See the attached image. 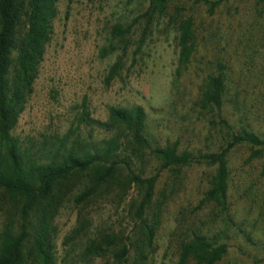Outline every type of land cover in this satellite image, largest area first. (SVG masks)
I'll list each match as a JSON object with an SVG mask.
<instances>
[{"label":"rangeland","instance_id":"obj_1","mask_svg":"<svg viewBox=\"0 0 264 264\" xmlns=\"http://www.w3.org/2000/svg\"><path fill=\"white\" fill-rule=\"evenodd\" d=\"M148 6L147 0H57L50 39L13 131L22 144L31 142L46 151L53 147L50 142L65 137L67 148L74 143L84 149L100 146L121 131H103L95 125L110 122L108 109L140 106L152 145L176 141L178 149L194 156L211 151L215 145L208 139L209 127L194 103L202 78L216 73L219 64L228 89L223 118L234 127L240 121L264 134V7H256L254 0H228L208 13L205 5L193 0H173L161 15L148 16ZM176 14L190 17L195 38L190 63L179 76L176 33L170 23ZM115 24L131 25L129 33L112 37ZM19 30L23 31L22 24ZM130 151L116 159L127 160ZM248 155L244 147L230 153L227 217L249 241L227 232V253L218 264H264V154L250 162ZM129 169L143 182L155 178L151 207L161 193L165 197L149 264H176L174 233L179 221L181 225L184 221L181 229L192 223L208 235L220 228L211 221V207L199 205L209 174L204 164L173 174L143 153ZM86 184L85 175H73L66 182L52 221L54 264H112L108 256L80 262L85 239L113 233L125 242L135 232V208L145 183L131 186L122 200L113 184H105L88 202L75 203L73 196ZM10 207V199L0 193V230Z\"/></svg>","mask_w":264,"mask_h":264},{"label":"trees","instance_id":"obj_2","mask_svg":"<svg viewBox=\"0 0 264 264\" xmlns=\"http://www.w3.org/2000/svg\"><path fill=\"white\" fill-rule=\"evenodd\" d=\"M172 1L147 0V15H161ZM226 1L193 0L205 5L208 13ZM56 2L0 0V193L11 201V207L2 217L0 264H54L52 221L64 199L66 182L73 175H85L88 183L73 196L77 204L88 202L94 196V190L105 184H113L117 198L122 200L131 186L145 183V193L135 208L137 223L132 238L121 242L113 233L88 237L78 255L79 261L89 262L108 256L112 264H147L156 251V233L165 197L161 193L160 199L151 207L155 178L143 182L129 169L132 161L143 153H148L162 169L171 170L173 174L192 164L202 163L209 169L199 205L211 207V221L218 222L220 228L208 235L192 223L181 229L184 221L182 225L179 221L174 245L176 264H218L227 253V232L231 230L249 241L243 230L227 217L230 153L236 147L247 148V162L260 159L264 154V134H256L240 121L241 124L234 127L223 118L222 104L228 92L223 66L217 65L216 73L202 78L194 103L197 114L209 127L208 139L215 145L211 151L194 156L186 149H178L176 141L152 145L145 113L140 106L108 109L110 122H96L95 125L103 131L114 128L121 131L102 141L100 146L87 145L84 149L74 143L67 148L65 137L50 142L53 147H43L46 151L31 142L24 145L13 131L32 92L38 65L50 39ZM254 2L256 7H264V0ZM170 19L176 33L175 74L179 76L190 63L195 38L190 17L176 14ZM21 24L22 32L19 30ZM130 28L131 25L122 28L115 24L110 33L112 37L122 38ZM127 149L131 150L129 156L125 155L127 160L116 159Z\"/></svg>","mask_w":264,"mask_h":264}]
</instances>
